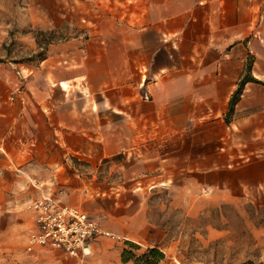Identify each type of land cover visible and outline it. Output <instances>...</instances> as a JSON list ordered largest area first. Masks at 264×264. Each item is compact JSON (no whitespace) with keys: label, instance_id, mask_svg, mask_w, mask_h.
Here are the masks:
<instances>
[{"label":"crops","instance_id":"obj_1","mask_svg":"<svg viewBox=\"0 0 264 264\" xmlns=\"http://www.w3.org/2000/svg\"><path fill=\"white\" fill-rule=\"evenodd\" d=\"M89 10L36 66L0 64V212L51 197L140 244L157 228L140 210L117 214L114 193H92L70 164L120 153L227 200L264 194V0H94ZM248 61L255 80L229 114ZM112 239L80 257L32 246L23 264H122Z\"/></svg>","mask_w":264,"mask_h":264},{"label":"rangeland","instance_id":"obj_2","mask_svg":"<svg viewBox=\"0 0 264 264\" xmlns=\"http://www.w3.org/2000/svg\"><path fill=\"white\" fill-rule=\"evenodd\" d=\"M91 1L0 0V64L36 66L50 43L77 36L91 13ZM153 152L162 154L156 148ZM136 161L120 153L97 164L78 158L70 164L92 193H114L117 214L143 212L157 230L139 243L159 246L166 256L163 264H264V194L227 200L226 193L197 189L186 172L152 173L151 165ZM106 219L99 216L97 221ZM31 221L25 206L0 212V264H23L37 251L28 239ZM112 240L122 248L130 241Z\"/></svg>","mask_w":264,"mask_h":264},{"label":"built area","instance_id":"obj_3","mask_svg":"<svg viewBox=\"0 0 264 264\" xmlns=\"http://www.w3.org/2000/svg\"><path fill=\"white\" fill-rule=\"evenodd\" d=\"M27 209L34 214L35 227L29 233L31 246L59 250L71 257L90 254L91 242L100 236L113 237L88 214L65 206L51 197L31 201Z\"/></svg>","mask_w":264,"mask_h":264},{"label":"trees","instance_id":"obj_4","mask_svg":"<svg viewBox=\"0 0 264 264\" xmlns=\"http://www.w3.org/2000/svg\"><path fill=\"white\" fill-rule=\"evenodd\" d=\"M250 69L251 62L248 61L245 68V75H243L236 91L230 99L228 111L229 114L233 111V107L240 97L244 84L249 80H255L251 78L249 74ZM165 259V254L162 252L159 246L156 245L143 248L138 243L127 241L120 252V261L122 264H163Z\"/></svg>","mask_w":264,"mask_h":264}]
</instances>
